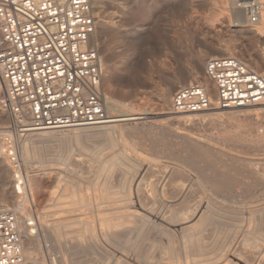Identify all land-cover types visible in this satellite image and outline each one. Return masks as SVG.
Listing matches in <instances>:
<instances>
[{
  "label": "rangeland",
  "instance_id": "obj_1",
  "mask_svg": "<svg viewBox=\"0 0 264 264\" xmlns=\"http://www.w3.org/2000/svg\"><path fill=\"white\" fill-rule=\"evenodd\" d=\"M92 4L97 18L93 43L105 71L102 88L119 111L142 117L128 126L143 132L115 128L106 130L104 139L50 143L37 140L35 133L18 139L14 131L6 132L4 139L14 141L17 157L22 139L35 142L29 143L31 160L17 166L18 173L31 174L37 183L24 212L35 251L21 234L22 264H31L25 260L31 250L32 264H264V183L244 191L238 184L213 182L223 172L221 160L195 150L201 145L213 154L221 151L244 159L243 165L252 168L240 166L241 170L264 173V148L252 143L246 144L248 148L235 146L227 139V127L255 122L242 114L259 105L201 113L170 109L180 85L198 81L210 85L204 77L209 57H238L264 76V20L250 25L241 13L239 22L235 15L239 11L229 0ZM192 67L199 77H186ZM174 77L179 81L172 85ZM168 88L165 105L161 95ZM206 114L215 115L209 120ZM176 116L197 120L178 122ZM10 122L0 112L1 125ZM257 122L263 129L264 113ZM14 180L13 173L0 167V205L10 209L16 201ZM252 180L248 184L255 185ZM24 182L26 190L32 188L31 181ZM67 190L79 198L80 220L58 210L64 198L57 192ZM71 222L77 224L69 231ZM56 239L64 244L58 253L49 249Z\"/></svg>",
  "mask_w": 264,
  "mask_h": 264
},
{
  "label": "built area",
  "instance_id": "obj_2",
  "mask_svg": "<svg viewBox=\"0 0 264 264\" xmlns=\"http://www.w3.org/2000/svg\"><path fill=\"white\" fill-rule=\"evenodd\" d=\"M232 3L248 24L261 23L263 1ZM95 29L91 0H0L1 107L15 117L6 124L9 130L79 128L107 118L104 70L91 40ZM204 76L210 89L202 82L179 86L170 102L173 112L242 109L264 103V76L238 57H209ZM2 128L0 154L9 148L13 159L15 151L10 139L1 135ZM22 239L12 209L0 207V264L23 262Z\"/></svg>",
  "mask_w": 264,
  "mask_h": 264
},
{
  "label": "bare ground",
  "instance_id": "obj_3",
  "mask_svg": "<svg viewBox=\"0 0 264 264\" xmlns=\"http://www.w3.org/2000/svg\"><path fill=\"white\" fill-rule=\"evenodd\" d=\"M93 0H91L92 3ZM98 1V0H97ZM230 2H232V0H229ZM94 4L96 5V1H94ZM93 6V4H92ZM223 6V5H222ZM220 7V6H219ZM236 10V9H235ZM239 11V10H236ZM240 12V11H239ZM236 12V16H237V20L239 22H243V20L241 19V12ZM243 15V14H242ZM264 15V14H263ZM262 19L264 20V16H262ZM97 21V18H96ZM263 22V21H261ZM103 24V23H102ZM101 24V25H102ZM106 25V24H105ZM96 30V29H95ZM95 35V33H94ZM94 35L91 37L92 42L94 41ZM215 47V46H214ZM217 52L221 51V47H218L214 49ZM198 57V56H197ZM218 57V56H217ZM201 58L199 60V62L201 63ZM198 62V63H199ZM203 62V61H202ZM101 64L104 70V63H103V59L101 56ZM200 65V64H199ZM105 72V71H104ZM178 74V73H177ZM181 75V74H180ZM104 77V74H103ZM181 77V76H180ZM186 77H193V78H197L199 77V72L197 71V69L195 67H192L187 73H186ZM205 77V76H204ZM206 78V77H205ZM182 79V77H181ZM207 79V78H206ZM208 80V79H207ZM179 81V79L177 77H174L172 80V85L176 84ZM181 81V80H180ZM185 81V80H184ZM196 81V80H195ZM205 81V79H204ZM170 82V81H169ZM190 82V81H189ZM200 82V81H198ZM103 83V81H102ZM203 83V82H202ZM210 83V82H209ZM208 89H210L211 87V83L210 85L203 83ZM181 86V85H180ZM0 87L2 88V97H3V85H2V81L0 78ZM210 91V90H209ZM103 92V97H104V108H105V112L107 114V118H105L104 120H101L100 123L92 125V126H87V127H79V128H66V129H42V130H38V131H25L23 133H20L19 130H12L15 132V135H17V138L20 139L22 136H26L29 134H36L35 136L38 138L37 140L43 141V142H49L52 140H87L90 139L92 136H97L100 139H104L105 135H106V130L108 129H112V131H115L113 129L115 128H125L124 132L126 131V129L131 133H135L136 131H142L141 129H137V127H131L128 126V123L130 121L136 120V119H140L142 118L139 115H134V114H130V113H126L123 111H119L117 109V105L115 100L111 99V97H109L108 95H106V93L104 92V89L102 90ZM163 92V91H162ZM211 94H214L213 91H210ZM171 93V92H170ZM169 94V88L161 95V101L163 102V104L167 105L168 104V99H167V95ZM1 98V97H0ZM1 103V101H0ZM120 105V104H119ZM259 105L258 108L256 109H251V110H246L244 111V113L242 114V116L248 117L250 119L255 120V122L251 125H246V126H238L236 128L232 127L233 129L230 130L229 127H227L228 130V135H227V139L228 141H230L231 144H235L236 145H246L249 143H252L255 145H259L261 148H264V128L262 129V126L260 123L257 122V116L260 113H264V103L263 104H256ZM254 106V105H253ZM248 108V107H247ZM107 109V110H106ZM243 109V108H242ZM241 110V109H240ZM0 112L2 114H7L8 118L11 119H15V117L7 111H4V109L2 108L0 110ZM112 112H117L116 114H111ZM132 113V112H131ZM170 113V112H169ZM218 113V112H217ZM144 114V113H142ZM168 114V113H167ZM202 115V114H201ZM200 115V116H201ZM208 116L207 119L211 120V117L215 114H206ZM194 116V115H193ZM198 116V115H197ZM192 117V116H176L173 119L178 120V122H192L195 121L196 117ZM235 117V116H234ZM7 118V117H6ZM221 119V117H218ZM3 119V118H2ZM202 119V117L200 118ZM219 119V120H220ZM244 119V118H243ZM17 120V117H16ZM197 120V119H196ZM208 120V121H209ZM18 121V120H17ZM27 119L26 117L22 118V122H26ZM222 121V120H221ZM220 121V122H221ZM241 121V120H240ZM204 122V121H203ZM219 122V123H220ZM232 122V121H231ZM242 122V121H241ZM245 122V121H244ZM250 122V121H249ZM145 123V122H144ZM206 123V122H205ZM216 123V122H214ZM264 123V122H263ZM132 124V123H131ZM147 124V123H146ZM200 124V123H199ZM213 124V123H212ZM224 124V123H222ZM218 125V124H217ZM0 126L3 127L1 129V135L3 137H5L6 132L7 131H11L8 129L7 126L1 125ZM141 126V125H140ZM215 126V125H214ZM220 126V125H219ZM223 127V126H222ZM144 128V127H143ZM151 128V127H150ZM222 129V128H221ZM163 130V129H162ZM62 131H68L70 134L68 136L64 135ZM106 131V132H105ZM111 131V132H112ZM110 132V131H109ZM222 132V131H221ZM225 132V129H224ZM108 133V132H107ZM117 133V132H116ZM115 133V134H116ZM121 133V132H120ZM119 133V134H120ZM111 134V133H110ZM123 134V133H122ZM126 134V133H125ZM136 134V133H135ZM139 134V133H138ZM142 134V133H141ZM224 134V133H223ZM227 134V133H226ZM222 135V134H221ZM131 136V135H130ZM144 136V135H143ZM220 136V135H219ZM226 137V136H225ZM24 138V137H23ZM17 140V139H16ZM92 140V139H91ZM106 140V139H105ZM136 140V139H135ZM190 140V139H189ZM20 141V140H19ZM90 141V140H89ZM107 141V140H106ZM133 141V140H132ZM54 142V141H53ZM196 142V141H194ZM16 143V142H15ZM29 143H35L33 141V139H28L27 141H23L21 142V152L18 149L19 156L17 157L16 154V150H15V157L11 158V156L8 154V150L9 148L5 149L4 153L0 154V167L1 168H5L7 171H9L10 173H13L15 180L12 181L13 184L15 182H17L16 184H14L13 188H14V197L16 198V201L14 203V209L12 208V211L15 214L16 217V222L18 225V230L20 232V234L26 235L29 239L28 244L31 245V247H33V251L34 250V240L32 238H30V233H29V229L27 227V225H25V216H24V212L26 210V206L31 204V202L33 201V197L35 195V189L37 186V183L35 181V178H32L31 174H21L17 172V166L19 165H23L24 163H26L27 161L31 160V157L29 154H27L30 151L31 145ZM55 143V142H54ZM99 143V142H98ZM226 143V142H225ZM13 146L15 147L16 145L14 144L13 141ZM11 144V147H12ZM224 144V143H223ZM228 144V142H227ZM4 145V144H3ZM248 148V145H246ZM17 147V146H16ZM20 147V146H19ZM233 147V146H232ZM250 147V146H249ZM214 148V147H213ZM245 148V147H244ZM196 152H200L204 154V157L207 155V157H215L216 159L221 160L222 164V173L219 175L218 173V177H216L215 179H213V182H217L223 185H235L238 184L241 186L242 190H249L252 187L254 188H259L261 186V184L264 183V173H260L257 174L256 172H252L249 173L245 170H241L240 166L243 167L244 169H248L251 170L252 168L247 167L246 165H243V160L236 158L234 156H231L227 153H223L221 151H218L216 153L213 154V151L207 147H203V146H199L196 145L195 147ZM264 150V149H263ZM216 151V150H214ZM245 152V151H244ZM248 153V152H247ZM210 160V158H209ZM220 162V163H221ZM220 165V164H219ZM220 167V166H219ZM239 169L241 171H239ZM18 174V175H17ZM251 175V176H250ZM26 176V179H25ZM22 177H24V179H22ZM253 177V182L255 185H250L248 184L249 179L251 180V178ZM31 181L32 184V188H30L29 190H26V184L24 181ZM5 181V180H4ZM251 181V182H252ZM250 182V181H249ZM3 183V182H2ZM15 188L17 189L15 191ZM29 188V187H28ZM6 193V192H5ZM3 194V193H2ZM1 194V196H2ZM37 194V193H36ZM58 196H60L59 198H64L63 202L58 203V210H60V213L63 211L64 213H70L72 215H76L79 219L80 216V203H79V198L76 197L73 194L72 190H67V192L62 193V191H59V193L57 192ZM67 195V198H66ZM0 196V197H1ZM83 198V197H82ZM56 201V199H55ZM244 202V201H243ZM238 203V202H237ZM251 203V202H250ZM239 204V203H238ZM243 204V203H242ZM51 205V204H50ZM246 205V204H245ZM248 205V203H247ZM246 205V206H247ZM0 207H7L5 205H0ZM52 210V209H51ZM50 210V211H51ZM57 210V211H58ZM45 211H48L45 210ZM55 212V211H54ZM53 213V212H52ZM57 213V212H55ZM54 213V214H55ZM59 213V212H58ZM85 213V212H84ZM27 215V214H25ZM59 216V215H58ZM63 216V215H62ZM75 218V219H76ZM30 220V217H29ZM80 220V219H79ZM32 221V220H31ZM57 221V220H56ZM62 222V221H61ZM30 223V222H29ZM75 224L77 223H73L71 222L68 230H72L75 227ZM56 225H54L55 227ZM58 227V226H57ZM56 227V229H57ZM65 227V226H64ZM78 228V227H77ZM128 228V227H127ZM133 229V228H132ZM135 229V228H134ZM140 229V228H138ZM136 231V230H135ZM31 232V231H30ZM130 233V232H129ZM36 236V235H35ZM60 236V235H59ZM32 237V236H31ZM34 238V237H33ZM41 238V237H40ZM80 238V237H79ZM38 240V239H37ZM49 240V239H48ZM65 242V241H64ZM41 244V243H40ZM28 245V246H29ZM44 245V244H43ZM63 243L61 240L56 239L55 242L53 243V245L51 244V248L50 251H54V252H60L61 250H63ZM22 248H23V240H22ZM44 248V247H43ZM31 249V248H30ZM46 249V248H45ZM65 251V250H64ZM24 249H23V255H24ZM42 254V253H41ZM25 260L29 263H34V257L32 255V250L31 252H28L27 257H25ZM24 262V260H23ZM22 262V263H23ZM21 263V264H22Z\"/></svg>",
  "mask_w": 264,
  "mask_h": 264
}]
</instances>
